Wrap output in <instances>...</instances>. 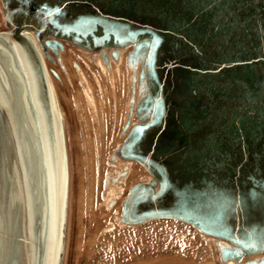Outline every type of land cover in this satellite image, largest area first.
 Returning <instances> with one entry per match:
<instances>
[{"label":"water","instance_id":"obj_1","mask_svg":"<svg viewBox=\"0 0 264 264\" xmlns=\"http://www.w3.org/2000/svg\"><path fill=\"white\" fill-rule=\"evenodd\" d=\"M0 3V264H65L70 152L47 65L65 42L100 50L108 66L107 47L115 59L130 47L123 130L137 118L111 157L149 175L130 186L119 222L181 219L223 263L264 264V0Z\"/></svg>","mask_w":264,"mask_h":264},{"label":"rangeland","instance_id":"obj_2","mask_svg":"<svg viewBox=\"0 0 264 264\" xmlns=\"http://www.w3.org/2000/svg\"><path fill=\"white\" fill-rule=\"evenodd\" d=\"M1 28L5 26L0 7ZM65 45L60 52V63L64 65L57 58L48 60V67L59 72V76L52 72L51 75L63 112L70 152L71 193L65 264H187L192 260L194 264H205L207 260L212 264H226L221 261L212 237L185 221L167 217L138 224L119 222L117 216L121 214L130 186L149 175L138 160L111 157L137 118L133 111L129 127L123 130L133 91L128 49L119 52V59L115 60H120V65L123 63L126 73V59L131 72L130 84L124 83L123 71V83L119 81L114 87L110 79L107 80L105 70L94 61L97 55L100 57L97 50L69 42ZM74 60L78 62L77 67ZM106 68L110 70L111 64ZM83 70L88 71V83L80 74ZM95 73L102 82L105 79L104 90ZM86 90L93 92L96 107ZM136 94L138 97V91ZM114 157H118L116 153ZM126 163L129 165L127 177L112 179ZM115 185L118 193L111 189ZM111 195L115 201L108 205Z\"/></svg>","mask_w":264,"mask_h":264},{"label":"flooded vegetation","instance_id":"obj_3","mask_svg":"<svg viewBox=\"0 0 264 264\" xmlns=\"http://www.w3.org/2000/svg\"><path fill=\"white\" fill-rule=\"evenodd\" d=\"M65 47H66V45L64 44V48L63 49H61V50H64L65 49ZM61 50H60V52H61ZM60 52H59V55H57L56 53H53L54 55H53V59H58L59 60V63H60V60H61V56H60ZM86 55H89V53L88 52H84ZM98 53H99V55H100V57L97 55V57L94 59V61L101 67V68H103L105 71H106V73H107V75H108V79H110V83H112L113 84V86L115 87V85H117V83L120 81V84L121 83H123V79H121V77H123L122 76V73L121 72H123L124 71V74H125V69L123 68V63L120 65V63L119 64H117V62L119 61H117L116 62V60H115V58H113V56H111V50L110 49H108V53H109V57H110V64H111V69L110 70H108L107 68H106V64H105V61L103 60V57H102V55H101V53H100V50H98ZM97 53V54H98ZM92 57V56H91ZM53 59H51V60H53ZM73 63H74V65L77 67V65H78V62L76 61V60H74L73 61ZM47 64H48V61H47ZM61 65H64V63H60ZM88 64V66H90V68H91V65L89 64V63H87ZM124 65H125V63H124ZM104 66V67H103ZM114 66V67H113ZM120 66V68L118 69L117 67H119ZM126 67V66H125ZM51 68V72L55 75V76H59V72L57 71V69L56 68H54V67H50ZM120 70V71H119ZM87 70L85 71V70H83V71H80V74H81V76L84 78V80H86V75H87ZM114 73H115V75H114ZM96 74V77H97V79H98V83H100V85H101V87H102V89L104 90L105 88H106V84H105V79H104V82H102V80L97 76L98 74L97 73H95ZM107 79V80H108ZM87 83H88V78H87ZM91 89V88H90ZM108 92V91H107ZM86 93H87V95H88V97H89V99L92 101V103H93V105H95V107H96V103L94 102L95 101V99H94V95H93V92L90 90V91H87L86 90ZM123 128H124V126H123Z\"/></svg>","mask_w":264,"mask_h":264},{"label":"bare ground","instance_id":"obj_4","mask_svg":"<svg viewBox=\"0 0 264 264\" xmlns=\"http://www.w3.org/2000/svg\"><path fill=\"white\" fill-rule=\"evenodd\" d=\"M67 43V42H66ZM75 45H77V44H75ZM77 46H79V45H77ZM79 47H81V46H79ZM83 48V47H82ZM86 49V48H85ZM107 49H110V48H108L107 47ZM129 49V48H128ZM88 50H92V51H96V50H93V49H88ZM98 51V50H97ZM120 52H123V50H120ZM125 58V57H124ZM54 60V59H53ZM104 60V59H103ZM125 60V66H126V73L124 74V78H125V80H124V83H127L128 82V84H130V81H131V72H129V70H128V66H127V62H126V59H124ZM123 60V61H124ZM48 61V60H47ZM119 63H121L120 62V60L117 62V64H119ZM106 64V63H105ZM48 65V64H47ZM108 66V65H107ZM114 67V66H113ZM118 69L120 68V66L119 67H117ZM121 69V68H120ZM120 71V70H119ZM106 72V71H105ZM122 73V75H123V72H121ZM114 75H115V73H114ZM53 79V78H52ZM107 79H108V77H107ZM54 83V82H53ZM54 88H55V85H54ZM55 91H56V89H55ZM57 94V93H56ZM57 97H58V95H57ZM59 101V100H58ZM61 108V107H60ZM129 108V102H128V104H127V109ZM62 111V110H61ZM135 113V112H134ZM62 114H63V112H62ZM132 126V124L130 125V127ZM130 127L128 128V131H129V129H130ZM128 133V132H127ZM117 156L118 157H114L116 160L118 159V158H122V157H120L118 154H117ZM122 159H124V158H122ZM126 160V159H125ZM131 161V160H130ZM136 161V160H135ZM126 162V161H125ZM133 162V161H132ZM120 163V162H119ZM131 163V162H130ZM124 164V163H123ZM120 165H122V164H120ZM70 176H71V173H70ZM111 189H112V191H114L115 193H118L119 191H118V186L117 185H115L114 187H111ZM114 192H112V193H114ZM161 218H167V217H161ZM153 219H156V218H153ZM158 219V218H157ZM177 219V218H176ZM179 220H181V219H179ZM182 221H184V220H182ZM185 222H187V221H185ZM187 223H189V222H187ZM122 224V223H121ZM189 224H191V223H189ZM191 225H193V224H191ZM194 226V225H193ZM194 227H196V226H194ZM197 228V227H196ZM199 231H201L199 228H197ZM202 232V231H201ZM206 234V233H205ZM213 242V241H212ZM202 249V248H201ZM200 251V250H199ZM204 251V250H203ZM203 255V254H202ZM255 255H257V254H255ZM194 259V258H193ZM236 262L234 261V260H231V259H229V261L228 262H226V264H235ZM180 264H183L182 262L180 263ZM184 264H186V263H184ZM187 264H194V261L192 260L191 262H188ZM205 264H212V261H210V260H207L206 261V263Z\"/></svg>","mask_w":264,"mask_h":264}]
</instances>
